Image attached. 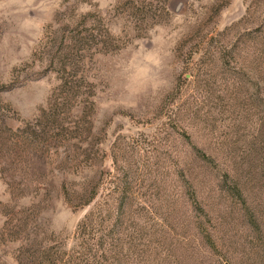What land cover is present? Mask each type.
<instances>
[{
	"label": "rangeland",
	"instance_id": "obj_1",
	"mask_svg": "<svg viewBox=\"0 0 264 264\" xmlns=\"http://www.w3.org/2000/svg\"><path fill=\"white\" fill-rule=\"evenodd\" d=\"M0 264H264V0H0Z\"/></svg>",
	"mask_w": 264,
	"mask_h": 264
},
{
	"label": "trees",
	"instance_id": "obj_2",
	"mask_svg": "<svg viewBox=\"0 0 264 264\" xmlns=\"http://www.w3.org/2000/svg\"><path fill=\"white\" fill-rule=\"evenodd\" d=\"M93 194H94V191H93V193H91L90 197L88 198L89 200H90L91 198H93V197H92ZM88 199H87V200H88ZM92 214H93L92 212H89V213H87L86 215H84V217L82 218V220H81V222H80V226H81V227H85V226H87V225L92 221V219H93V217L91 216ZM207 238H208V241L212 243V240H211L210 236L207 237Z\"/></svg>",
	"mask_w": 264,
	"mask_h": 264
}]
</instances>
